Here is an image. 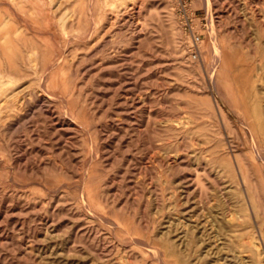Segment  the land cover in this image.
Returning a JSON list of instances; mask_svg holds the SVG:
<instances>
[{"label": "rangeland", "instance_id": "rangeland-1", "mask_svg": "<svg viewBox=\"0 0 264 264\" xmlns=\"http://www.w3.org/2000/svg\"><path fill=\"white\" fill-rule=\"evenodd\" d=\"M0 264H264V0H0Z\"/></svg>", "mask_w": 264, "mask_h": 264}, {"label": "bare ground", "instance_id": "bare-ground-1", "mask_svg": "<svg viewBox=\"0 0 264 264\" xmlns=\"http://www.w3.org/2000/svg\"><path fill=\"white\" fill-rule=\"evenodd\" d=\"M254 246H255V248L258 246H256L255 244H254ZM256 250H257V248H256ZM256 253V255L259 257L260 256V254H259V252L257 251V252H255ZM238 254V253H237ZM224 258H225V256H224ZM246 259V258H245Z\"/></svg>", "mask_w": 264, "mask_h": 264}]
</instances>
